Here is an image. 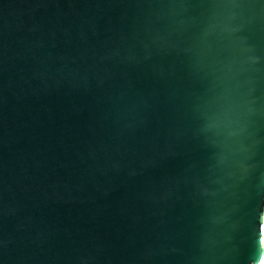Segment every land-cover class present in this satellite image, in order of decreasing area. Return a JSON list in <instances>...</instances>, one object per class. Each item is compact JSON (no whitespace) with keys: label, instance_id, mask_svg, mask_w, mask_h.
<instances>
[{"label":"water","instance_id":"water-1","mask_svg":"<svg viewBox=\"0 0 264 264\" xmlns=\"http://www.w3.org/2000/svg\"><path fill=\"white\" fill-rule=\"evenodd\" d=\"M264 4L0 0V264H262Z\"/></svg>","mask_w":264,"mask_h":264},{"label":"snow or ice","instance_id":"snow-or-ice-1","mask_svg":"<svg viewBox=\"0 0 264 264\" xmlns=\"http://www.w3.org/2000/svg\"><path fill=\"white\" fill-rule=\"evenodd\" d=\"M260 3L264 4V0H260Z\"/></svg>","mask_w":264,"mask_h":264},{"label":"bare ground","instance_id":"bare-ground-1","mask_svg":"<svg viewBox=\"0 0 264 264\" xmlns=\"http://www.w3.org/2000/svg\"><path fill=\"white\" fill-rule=\"evenodd\" d=\"M263 236H264V228H263ZM262 264H264V261H263V263Z\"/></svg>","mask_w":264,"mask_h":264},{"label":"built area","instance_id":"built-area-1","mask_svg":"<svg viewBox=\"0 0 264 264\" xmlns=\"http://www.w3.org/2000/svg\"><path fill=\"white\" fill-rule=\"evenodd\" d=\"M263 228H264V225H263Z\"/></svg>","mask_w":264,"mask_h":264}]
</instances>
